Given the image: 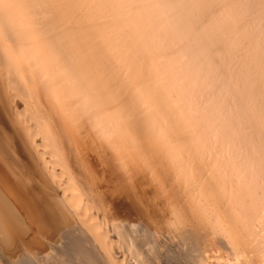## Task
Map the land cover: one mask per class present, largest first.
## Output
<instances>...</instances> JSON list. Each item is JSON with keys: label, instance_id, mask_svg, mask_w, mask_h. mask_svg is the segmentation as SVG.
<instances>
[{"label": "bare ground", "instance_id": "bare-ground-1", "mask_svg": "<svg viewBox=\"0 0 264 264\" xmlns=\"http://www.w3.org/2000/svg\"><path fill=\"white\" fill-rule=\"evenodd\" d=\"M262 5L0 0V264H264Z\"/></svg>", "mask_w": 264, "mask_h": 264}, {"label": "rangeland", "instance_id": "rangeland-1", "mask_svg": "<svg viewBox=\"0 0 264 264\" xmlns=\"http://www.w3.org/2000/svg\"><path fill=\"white\" fill-rule=\"evenodd\" d=\"M34 226H35V227H34ZM38 226H39V224H38ZM38 226L35 225V224H33L32 234L36 231V232H35L36 235H35V234H33V235L36 236V237L34 236L35 238L38 237V241L41 239V240L39 241V243L42 244V245L44 244V247L41 246V248H43V252L46 253V252L49 251V249L47 250L48 247H47V245H46V240L50 237V235H48V234H49V233H48L49 231H47V230L41 225V227L44 228L45 231H47V232L45 233L44 229L42 230V228L40 229V226H39V227H38ZM37 227H38V228H37ZM39 229H40V230H39ZM34 230H35V231H34ZM43 231H44V232H43ZM48 236H49V237H48ZM41 242H42V243H41Z\"/></svg>", "mask_w": 264, "mask_h": 264}, {"label": "snow or ice", "instance_id": "snow-or-ice-1", "mask_svg": "<svg viewBox=\"0 0 264 264\" xmlns=\"http://www.w3.org/2000/svg\"><path fill=\"white\" fill-rule=\"evenodd\" d=\"M262 6H264V5H262Z\"/></svg>", "mask_w": 264, "mask_h": 264}]
</instances>
